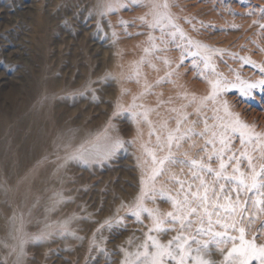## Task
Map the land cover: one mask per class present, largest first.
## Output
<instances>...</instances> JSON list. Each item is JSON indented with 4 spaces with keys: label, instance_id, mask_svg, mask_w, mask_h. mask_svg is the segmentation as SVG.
Segmentation results:
<instances>
[{
    "label": "rangeland",
    "instance_id": "374dc122",
    "mask_svg": "<svg viewBox=\"0 0 264 264\" xmlns=\"http://www.w3.org/2000/svg\"><path fill=\"white\" fill-rule=\"evenodd\" d=\"M99 2L0 0V207L8 209L11 214L7 236L5 240H0V264H17L18 261L19 264H121L125 255L121 249L135 252L152 226L146 216L142 218V223H136L131 217L120 224L114 223L126 216L129 206L140 194L142 179L145 180L146 190H150L151 157L141 146L152 150L156 145V135L149 136V132L165 135L161 126L167 122V128L172 129L178 118V113L172 109L179 110L193 95L198 100L210 91L206 79L202 77L206 75L211 79L213 74L204 69L203 53L182 57L181 53L187 52L188 46L179 35H169L172 32L170 28L165 30L164 44L160 43L161 32L151 30L157 38V46L167 50L155 53L160 59L148 58L154 68L148 64L141 66L139 83L128 81L126 78L133 74L134 63L144 56L143 49L148 46L150 30L141 27L138 19L148 9L126 0V9L101 19L97 10ZM171 2L175 6L170 11L185 35L222 53L212 56L211 64L216 74L234 83L237 75L241 80L250 82L261 78L258 67L264 65V32L253 25V21L259 19L264 24V19L256 11L264 8V0ZM250 10L256 11V14L244 15ZM185 19L191 23H185ZM121 20L131 26L126 29L119 26L118 21ZM176 45L181 47L177 49ZM197 51L192 49V53ZM240 57L250 58L256 67L242 64ZM165 58L171 61V69L161 62ZM181 59L184 63L176 69ZM169 71H174V75L168 78L171 82L157 84L156 81ZM106 76L111 77L107 82L104 81ZM146 84L153 85L150 94L136 103L153 109L148 113L150 124L133 122L128 113L112 118L117 104L122 111L126 110L133 96L145 91ZM122 92L126 94L122 95ZM185 94L187 99L182 98ZM224 101H227L231 112L239 114L242 121L254 124L257 132H264V90L257 89L250 96H241L237 88L230 86V90L222 94L215 105L208 103L199 115L194 114L195 105L184 109L190 114L184 128L196 121L194 131L201 132L206 122L209 132L203 138L193 137L185 142L180 153L186 151L192 158L203 156L207 160L200 148L204 140L211 138L213 131L219 132L220 129H213L212 125H219L218 117L224 116L221 108ZM142 110L136 108L133 111ZM110 118L116 129L111 134L131 143H125L111 158L97 156L64 162L56 173L53 165L58 164L57 157H64L76 146L84 145L93 153L104 151L92 149L90 142L63 147V143H58L59 130L70 126L74 131L85 130L91 135L103 133ZM41 119L43 121L39 122ZM39 126L48 131L47 141L40 152V149L25 146L26 140ZM9 131L11 134L7 137ZM190 144L195 147H189ZM57 145L61 147L57 149ZM232 149L238 154L239 139H235ZM180 153L177 155L183 159ZM23 154L30 156L22 160L20 155ZM43 163L51 164V176L48 178L55 180V189L48 188L38 194L23 196L24 207L20 208L16 201L20 183L25 182L29 172ZM255 163L259 168L264 161L257 159ZM212 167H217L216 161L212 162ZM242 170L247 171L246 163ZM228 172H231V167ZM173 174L180 180H191L188 168L170 167L156 180L155 188H162L166 195L181 199L177 195L179 185L172 179ZM207 180L211 183L212 177H207ZM56 193H62L63 200L67 202L58 204L52 210ZM122 204L124 207H121ZM145 206L158 208L161 212L172 210L170 202L161 200L159 196L155 203L149 200ZM32 208L38 210L33 212ZM31 214L44 215V221L34 226L27 220ZM14 215L16 220L13 222ZM21 216L24 221L22 232L18 231ZM69 217L74 219L68 225V231L78 238L59 235L62 229L57 222ZM260 220H264V214L259 216L253 229ZM105 221H112L113 226H104ZM45 224L52 225L48 231L57 234L49 240L33 241L31 237L45 230ZM174 235L175 231H169L159 239L167 243ZM21 237L26 241L22 254ZM207 258L215 264H222V255L214 248Z\"/></svg>",
    "mask_w": 264,
    "mask_h": 264
},
{
    "label": "snow or ice",
    "instance_id": "6c2138e0",
    "mask_svg": "<svg viewBox=\"0 0 264 264\" xmlns=\"http://www.w3.org/2000/svg\"><path fill=\"white\" fill-rule=\"evenodd\" d=\"M238 2H242V0H238ZM131 3L137 7L148 9L138 19L140 26L147 27L150 31L147 39L148 46L143 49L144 56L134 63L133 74L126 78L128 81L135 80L136 83H139L141 66L148 64L149 67L154 68L148 58L160 59L155 56V53L167 50L157 46V38L152 35L151 31L159 30L161 32L160 43L164 44L166 42V28L172 29L169 35L173 37L179 35L188 46V51L181 53L182 57L188 54L200 55L203 53L204 69L206 72L210 71L213 77L211 79H208L206 75L202 77L206 79L210 89L206 96L197 100L193 95L192 99L187 104L182 105L181 109H172L173 112L178 113L174 128L168 129L167 122H165L161 126L162 130L166 132L165 135L161 136L153 131L149 132V136L156 135V145L152 150L144 145L141 146L151 157V171L148 177V180L151 181L150 190H146L145 180L142 179L140 194L129 206L126 216L117 219L114 223L120 224L127 217L133 218L136 223H142V218L146 216L151 221L152 226L145 233L143 243L136 246L135 252L121 249L125 253L121 264H215L214 261L207 258L211 255L213 248L221 253L222 264H264V238H262L264 237V220H260L258 226L253 229V225L257 223L259 216L264 214V163H261L259 168L255 163L257 159L264 161V132H257L254 124L250 125L242 121L239 114L231 112L227 101H224L221 104L224 116L218 117L219 125H212L213 129L219 128V132L213 131L211 138L204 140V144L200 148L207 160L205 161L203 156L200 159L192 158L186 151L180 153L185 142L191 141L193 137L203 138L209 132V125L206 122L201 132L194 131L196 121H192L187 128H184V124L189 120L190 115L184 109L195 105L194 114L199 115L208 103L215 105L220 96L230 90V86L237 88L241 96H250L257 89L264 90V65L258 67L261 76L258 81H244L238 75L235 83L228 81L216 74V70L211 64L212 56L222 55V53L185 35L176 24L170 11V8L175 6L171 0H131ZM127 7L126 0H100L97 4L101 19L108 15H114L117 10H124ZM256 11H258L259 17L264 19V8H258ZM256 11L250 10L244 15L250 16L256 14ZM234 15L240 14L235 13ZM184 22L191 23L188 19H185ZM118 24L125 29L131 26L122 20L118 21ZM253 25L264 32V24H261L259 19L253 21ZM137 35H143V33H137ZM113 36H116L115 32H113ZM180 47V45H176L177 49ZM193 48L198 51L192 53ZM239 59L242 64L256 67L255 63L248 57H240ZM161 62L166 68H172L171 61L168 59L165 58ZM183 63L184 60L181 59L180 63L176 65V69L181 67ZM172 75H174V71L166 72L165 76L157 80L156 83L171 82L168 78ZM110 79V76H106L104 81L107 82ZM152 87L153 85L146 84L145 91L141 92L139 96H133L132 103L126 110L122 111L118 103L112 118L123 117L125 113H128L133 122L143 121L150 124L148 113L153 109L144 108L142 104L137 105L136 101L150 94ZM124 94L126 92H122V95ZM182 98L187 99V94ZM136 108L143 110L133 111ZM214 110L219 111V109ZM112 118L104 130L103 139L106 146L102 153L90 152L84 145H81L68 152L64 157L58 156L57 159L69 162L88 160L97 156L111 158L125 143H131V141H124L119 135L110 134L116 131L111 124ZM96 139H100V137ZM235 139H239L240 143L238 154L232 149ZM59 147L57 145V149ZM189 147H195V145L190 144ZM209 147H211V151H209ZM177 153H180L184 158H179ZM213 161L217 162L215 168L212 167ZM245 163L247 171L242 170ZM175 166H179L181 170L188 168L191 175V180L187 181L172 175L174 182L179 185L177 195L181 196V199L166 195L162 188L160 190L155 188L156 180L163 176L170 167ZM57 167H63V164H58ZM229 167H231V172H228ZM207 177H212L211 183L208 182ZM196 181H199L198 185L195 184ZM217 185H219L218 189ZM54 195L52 210L58 204L67 202L63 200L62 193ZM157 196L165 202H170L172 210L161 212L158 208L145 206L149 200L155 203ZM121 207L124 205L122 204ZM73 219L74 217H69L62 222H57L62 229L59 235H71L73 238H78L75 237L74 233L68 231V225ZM12 220L13 222L16 220L15 215ZM104 226L111 228L113 222L105 221ZM51 227L52 225L45 224V230L41 231L39 235L31 237V239L33 241L49 240L57 234L48 231ZM23 228L24 221L23 216H21L18 231L22 232ZM169 231H175L176 235L167 243L161 242L159 236ZM250 231L251 236H249ZM25 242L21 237V254ZM131 243L129 241V245Z\"/></svg>",
    "mask_w": 264,
    "mask_h": 264
},
{
    "label": "bare ground",
    "instance_id": "6f19581e",
    "mask_svg": "<svg viewBox=\"0 0 264 264\" xmlns=\"http://www.w3.org/2000/svg\"><path fill=\"white\" fill-rule=\"evenodd\" d=\"M42 121L43 120L41 119V121H39V122H42ZM10 132L11 131H9L7 133L8 134L7 137L11 134ZM90 135H91L90 132H87V131L85 132V130L78 132V131H74L70 126H66V127H62L59 130V142L58 143H59V145H60V143H63V145L61 144L63 147H68V146L77 145V144L79 145L81 143L88 144V142H90V143H92V149L97 150V151H103L105 149V146H106L105 141L103 139L104 132L92 134L91 136ZM47 137H48V131L46 132V129L43 126H39V129L36 132L34 131V133L30 135L29 139L26 140L25 146L28 148L34 149V150L40 149L39 150V152H40V151H42L41 149H42V147H44V145L47 141ZM97 137H100V139H96ZM77 147L78 146H76V148ZM25 152L28 153L27 150H25ZM25 154L20 155L22 160L25 158H28L30 156L28 154L27 155L28 157H27ZM58 161H59V162H57L58 164L64 163L63 160H58ZM58 164L55 163V165H53L56 173H57V170L60 169V167L59 168L57 167ZM50 167H51L50 163H43V164L39 165L37 167V169H34V170L29 172L25 182L20 183V186L18 187L19 188L18 193H17V198H19V199L16 198V201L18 202L20 208L24 207V203L22 202L23 196H28V195L30 196V195L38 194V193L42 192L43 190L45 191L48 188H50V189L54 188L55 189V187H54L55 186V184H54L55 180L48 178V176H51V174L49 172ZM37 201L38 200H36L34 202H37ZM31 210L33 211L34 208H32ZM37 210L38 209H36L34 211H37ZM10 217H11L10 211L8 209L4 208L3 206L0 207V240H5V238L7 236V232H8L7 231L8 230L7 224L10 220ZM27 220H29V222L33 223L34 226H37L44 221V215H42V214L32 215L31 214V215H29V219H27ZM9 227H10V225H9Z\"/></svg>",
    "mask_w": 264,
    "mask_h": 264
}]
</instances>
